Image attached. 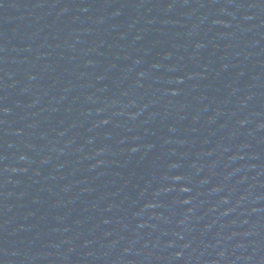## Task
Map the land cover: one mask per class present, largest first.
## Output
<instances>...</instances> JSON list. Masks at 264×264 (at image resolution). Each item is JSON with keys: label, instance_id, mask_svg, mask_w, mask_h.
I'll return each instance as SVG.
<instances>
[{"label": "water", "instance_id": "1", "mask_svg": "<svg viewBox=\"0 0 264 264\" xmlns=\"http://www.w3.org/2000/svg\"><path fill=\"white\" fill-rule=\"evenodd\" d=\"M0 264H264V0H0Z\"/></svg>", "mask_w": 264, "mask_h": 264}]
</instances>
